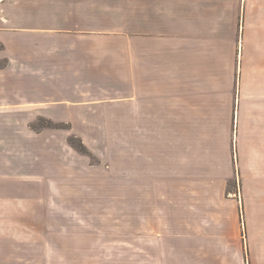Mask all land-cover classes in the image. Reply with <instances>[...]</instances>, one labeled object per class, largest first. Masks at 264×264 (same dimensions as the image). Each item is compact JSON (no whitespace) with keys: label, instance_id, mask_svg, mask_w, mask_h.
I'll return each instance as SVG.
<instances>
[{"label":"crops","instance_id":"crops-1","mask_svg":"<svg viewBox=\"0 0 264 264\" xmlns=\"http://www.w3.org/2000/svg\"><path fill=\"white\" fill-rule=\"evenodd\" d=\"M0 61L12 133L13 118L35 116L166 144L164 196L232 195L252 264L264 262V0H0ZM221 70L238 76L224 83ZM13 139L0 132V144ZM154 165L139 180H155ZM218 216L184 225L183 243L200 246L202 264H246L243 245L237 260L222 251L232 240Z\"/></svg>","mask_w":264,"mask_h":264},{"label":"rangeland","instance_id":"rangeland-1","mask_svg":"<svg viewBox=\"0 0 264 264\" xmlns=\"http://www.w3.org/2000/svg\"><path fill=\"white\" fill-rule=\"evenodd\" d=\"M221 75L224 83L238 76L237 70ZM75 119L84 126L86 118ZM13 121L12 133V122L0 117V132L14 138V144H0V264H202L200 246L183 243V226L209 225L221 213L223 235L232 240L222 251L237 260L243 245L246 264H252L248 214L245 206L237 210L232 195L190 187L164 196L161 163L172 161L166 144H137L141 134L135 132H76L70 122L49 117ZM152 163L155 180H139ZM235 182L227 191L239 193Z\"/></svg>","mask_w":264,"mask_h":264},{"label":"trees","instance_id":"trees-1","mask_svg":"<svg viewBox=\"0 0 264 264\" xmlns=\"http://www.w3.org/2000/svg\"><path fill=\"white\" fill-rule=\"evenodd\" d=\"M70 144L80 153L82 154H87L88 153V149L86 148V146H84L83 144L76 145L73 140H69ZM82 143V142H81Z\"/></svg>","mask_w":264,"mask_h":264}]
</instances>
